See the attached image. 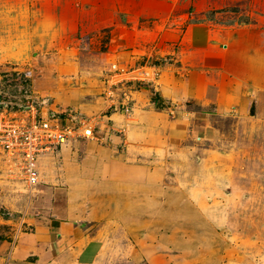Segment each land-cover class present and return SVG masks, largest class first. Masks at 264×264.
Listing matches in <instances>:
<instances>
[{"label": "rangeland", "instance_id": "rangeland-1", "mask_svg": "<svg viewBox=\"0 0 264 264\" xmlns=\"http://www.w3.org/2000/svg\"><path fill=\"white\" fill-rule=\"evenodd\" d=\"M106 1L109 8L104 6ZM154 2L158 9L175 2L169 17L188 15L177 27L179 35L186 24L201 23L213 37L210 43L220 48L230 33L239 31L259 34L258 39L252 38L254 42L248 40L250 49L247 44L238 45L239 49L244 47L251 55L252 49L264 46V0H0V110L10 112L17 105L45 99L42 112L68 124L79 117L105 115L95 129L98 138L78 140L101 144L108 142L104 133L109 130L123 141L124 130L136 126L135 117L142 113L138 111L149 102L154 105L152 113L163 110L169 119L181 117L180 109L175 110L179 105L160 104L156 91L166 73L163 69L174 71L181 61L191 69L195 63L212 88L221 77L229 87L235 86L236 70L228 65L202 68L192 48L181 50L177 33L159 39L164 27L175 24L170 26L169 17L161 24L162 11L160 18L143 19L140 8ZM152 21L160 25L155 38L144 32ZM222 35L225 41L219 38ZM113 65L149 75L151 65L157 68L154 85L132 81L112 88L114 101L123 92L130 96L129 114L117 105L110 107L106 98L110 91L106 79ZM180 105L199 111L194 101ZM260 107L264 113V101ZM111 113L118 115L110 119ZM202 122L199 118L196 125L202 127ZM213 125L219 134L206 140L196 136L164 153L152 166L147 163V171L160 172L153 183L157 193L144 200L145 224L127 242L130 254L148 258L141 264L154 260L152 264H264V116L257 115L251 102L247 114L231 110L213 117ZM154 142L148 141L147 146ZM70 151L68 157L60 150L43 156L47 158L41 160L39 181L31 186L23 181L19 166L0 155V253L29 231L28 217L41 220V212L64 207L67 196L83 205L71 184L60 182L62 159L83 158L76 148ZM142 152H148V159L157 153ZM46 162L54 163L56 171L48 173Z\"/></svg>", "mask_w": 264, "mask_h": 264}, {"label": "crops", "instance_id": "crops-1", "mask_svg": "<svg viewBox=\"0 0 264 264\" xmlns=\"http://www.w3.org/2000/svg\"><path fill=\"white\" fill-rule=\"evenodd\" d=\"M174 5L175 2L168 8L158 9L155 2L150 3L145 5L146 7H141L139 14L148 20L150 17H159L162 11L163 15L159 17V21L163 24V20L169 17ZM104 6L109 8L110 5L106 1ZM108 12L110 13V10ZM185 18L188 19V15L169 17L170 26L175 25L164 27L165 30L159 39L163 40L164 35H171L174 32L178 34L180 30L177 27L186 21ZM152 23L151 27H145L143 31L155 38L160 33L158 30L160 25H155L154 21ZM251 34L240 31L230 33L227 37L229 41L220 48L218 44L210 43L213 37L203 24H186L181 35H176L183 46L181 50L192 48L200 57L202 68L206 65L215 68L228 65L239 73L236 76L239 81L234 83L235 86L229 87L221 77L212 88L213 84L209 77H206L202 70L196 69L195 63L192 70L181 61L179 66H174V71L171 68L163 69L166 73L161 76L156 87L160 104L179 105L175 110L180 109L178 110L180 118L169 119V114L167 116L163 110L152 113L154 105L149 102L144 111L139 109L138 112L142 113L135 117L136 126L124 130L123 141L120 136L109 130L104 133V139L108 142L71 143L75 142L72 140L62 146L59 149L62 156L68 157L71 148L81 151L83 156L79 161L62 159L60 163L62 175L60 182L71 184L74 194L80 195L83 205L79 206L77 201L67 196L64 199L66 204L64 207L60 205L59 208L41 212L42 221L28 217L29 231L21 233L12 248L11 246L4 248L7 252L0 253V264H130L140 261L139 264L145 263L148 258L145 255L130 254L127 242L132 232L140 230L145 224L143 217L147 209L143 206L144 200L157 193L156 185L153 183L160 172L147 171V163L152 166L151 163L163 157L164 153L179 148L180 144L184 145L196 136L197 140H206L219 134L213 125V117L219 114L231 110L247 114L249 103L252 102L256 106L257 115L264 116L260 107L264 101V46L254 51L252 49L251 55L244 47L238 48V45L247 44L250 49L251 43L249 44L248 40L254 42L252 38L258 39L259 35ZM219 38L224 41L226 39L223 35ZM230 47H234V50ZM243 78H248L249 81H242ZM186 101L197 103L199 111L182 109L180 104ZM104 110L103 108L102 111ZM117 115L118 113H111L110 119ZM199 118L203 121L202 127L196 125ZM154 121H157L155 128L151 126ZM144 124L147 126H143ZM152 140L156 142L147 146V142ZM142 150H153L157 153L153 152V157L148 159V152ZM44 158L47 157L41 159ZM46 164L45 169L48 173L56 171L54 163ZM105 198L108 202L102 201ZM133 200L136 201L135 204ZM106 204L107 208L104 207ZM12 206L14 207V204Z\"/></svg>", "mask_w": 264, "mask_h": 264}, {"label": "built area", "instance_id": "built-area-1", "mask_svg": "<svg viewBox=\"0 0 264 264\" xmlns=\"http://www.w3.org/2000/svg\"><path fill=\"white\" fill-rule=\"evenodd\" d=\"M111 67L106 79L110 90L109 92L107 90L106 98L110 107L117 105L129 114L130 96L123 92L120 96H116L117 100L114 101L110 98L112 95V98L115 97V90L112 91V88L132 81L154 85L157 82V68L151 65L153 72L149 75V72H139L138 69L130 71L115 65ZM140 68L146 67L140 66ZM44 105L45 99H34L17 105L10 112L6 109L0 110V155L19 166L23 181L30 186L39 181L38 161L41 157L55 154L69 141L98 138L95 129L98 128L100 116H105L98 114L93 118L79 117L72 119V123L68 124L59 116L55 117L47 111L42 112Z\"/></svg>", "mask_w": 264, "mask_h": 264}, {"label": "bare ground", "instance_id": "bare-ground-1", "mask_svg": "<svg viewBox=\"0 0 264 264\" xmlns=\"http://www.w3.org/2000/svg\"><path fill=\"white\" fill-rule=\"evenodd\" d=\"M55 153H56V152H55ZM41 158H42V157H41ZM41 158H40L39 161H38V166H39V167H40L41 160H42Z\"/></svg>", "mask_w": 264, "mask_h": 264}]
</instances>
